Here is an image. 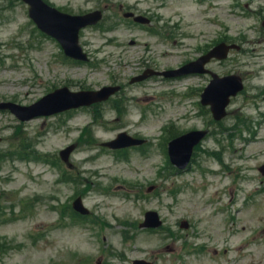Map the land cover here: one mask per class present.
I'll use <instances>...</instances> for the list:
<instances>
[{
    "label": "rangeland",
    "instance_id": "obj_1",
    "mask_svg": "<svg viewBox=\"0 0 264 264\" xmlns=\"http://www.w3.org/2000/svg\"><path fill=\"white\" fill-rule=\"evenodd\" d=\"M46 1L70 13L98 7L104 9V22L118 24L107 31L95 26L81 30L79 41L91 63L66 62L57 41L36 28L24 2L0 0V101L28 105L58 86L77 90L118 79L128 83L140 69L137 58L145 44L159 69L175 67L219 33L243 36L246 47L217 67L220 72L240 73L245 84L243 93L231 100L223 122L231 126L241 116L249 128L234 129L233 139L207 137L190 167L170 174L164 170L169 162L163 148L173 131L214 128L198 105L199 87L207 77L127 85L123 96L127 113L120 118L109 103L103 105L98 113L103 122L97 121L83 139L81 128L94 121L91 108L26 122L1 110L0 153L12 155L0 159V264H95L97 259L102 264H131L138 257L155 264H264V177L258 171L264 163V91L257 93L264 86V45L257 43L260 34L253 28L264 31V10L256 19L244 15L240 7L228 9L230 0H208L211 8L196 0ZM119 3L150 10L157 29L167 32V41L158 43L161 35L123 21ZM227 11L233 14L228 16ZM213 17L223 26L211 24ZM130 39L139 45H130ZM121 130L147 138V145L118 154L100 145ZM21 137L31 160L14 154L20 149L13 145ZM72 142L73 165L63 167L81 182L94 183L83 203L103 219L97 223L73 222L67 208L74 198V183L59 180L58 159L53 157ZM37 151L55 164L33 160ZM150 186L155 188L147 192ZM62 205L66 214L61 218ZM148 209L156 210L195 252L186 253L182 239L160 232L134 229L136 238L125 241L124 225L131 227L129 221H140ZM258 214L262 218L254 221L245 217ZM181 219L189 221L188 229L179 227Z\"/></svg>",
    "mask_w": 264,
    "mask_h": 264
},
{
    "label": "water",
    "instance_id": "obj_2",
    "mask_svg": "<svg viewBox=\"0 0 264 264\" xmlns=\"http://www.w3.org/2000/svg\"><path fill=\"white\" fill-rule=\"evenodd\" d=\"M30 3V15L35 19L38 25L47 32L55 35L62 43L65 52L73 57L85 59L86 56L82 53L81 48L77 44V33L79 28L86 24L95 23L100 18V13L95 12L86 14L83 16H69L57 12L55 9L48 7L41 0H26ZM141 20L140 18H137ZM199 63L195 62L190 65L188 71L198 70ZM178 72H169V75L176 74ZM235 79L222 78L219 80H213L207 87L203 94V102L210 103L216 118H220L224 114V106L228 102V96L234 94L235 90L239 88L238 82L231 86ZM67 89L57 91L54 95L48 97L53 98L51 105L40 111L41 113H52L58 110H62L71 106H78L81 104H89L95 100H101L106 98L110 93L114 92L116 88L105 87L98 92H78L68 93ZM56 97V99H54ZM33 116V115H31ZM28 116L26 118H29ZM204 135L203 131H193L185 135L178 137L170 143L169 153L172 162L179 167H184L187 163L192 147L197 143ZM127 142H124L123 139ZM138 141L131 140L125 136L124 133L120 134L118 138L110 143L109 146L119 147L124 144L135 143ZM71 149H67L65 154ZM66 156V155H65ZM264 172V166L260 168ZM74 207L79 211L87 212L81 205L80 199L74 202ZM160 224L156 213L147 212L146 220L143 225L157 226Z\"/></svg>",
    "mask_w": 264,
    "mask_h": 264
},
{
    "label": "bare ground",
    "instance_id": "obj_3",
    "mask_svg": "<svg viewBox=\"0 0 264 264\" xmlns=\"http://www.w3.org/2000/svg\"><path fill=\"white\" fill-rule=\"evenodd\" d=\"M247 219H249L250 221H254V220H256V219H261L262 218V215L261 214H258V215H254V216H249V215H246L245 216ZM241 229L243 230V231H245V229H246V226L245 225H243L242 227H241Z\"/></svg>",
    "mask_w": 264,
    "mask_h": 264
}]
</instances>
